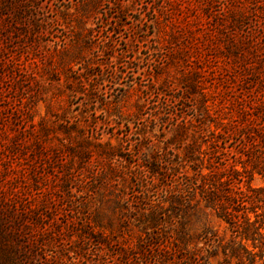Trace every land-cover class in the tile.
<instances>
[{
	"label": "rangeland",
	"instance_id": "1",
	"mask_svg": "<svg viewBox=\"0 0 264 264\" xmlns=\"http://www.w3.org/2000/svg\"><path fill=\"white\" fill-rule=\"evenodd\" d=\"M239 6L0 0V264L225 263L209 181L264 186L234 131L262 119L225 56Z\"/></svg>",
	"mask_w": 264,
	"mask_h": 264
},
{
	"label": "trees",
	"instance_id": "2",
	"mask_svg": "<svg viewBox=\"0 0 264 264\" xmlns=\"http://www.w3.org/2000/svg\"><path fill=\"white\" fill-rule=\"evenodd\" d=\"M238 3L235 10L227 8L230 30L221 32L226 41L224 47L233 57L225 56L246 74L252 71L258 80L261 91L256 110L262 119L234 131L240 137V152L249 161L250 170L256 169L264 177V0H254L248 7L241 0ZM221 129L223 134L230 133V129ZM208 184L213 191L210 190L207 203L232 232L230 242L222 246L223 264H230L228 258L236 259V264H264V186L252 187L248 174L244 188L230 185L221 190L214 182Z\"/></svg>",
	"mask_w": 264,
	"mask_h": 264
}]
</instances>
